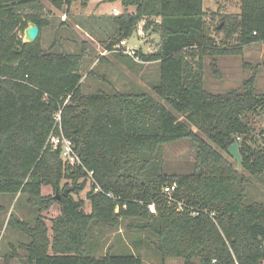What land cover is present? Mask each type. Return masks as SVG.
<instances>
[{
  "label": "trees",
  "instance_id": "obj_1",
  "mask_svg": "<svg viewBox=\"0 0 264 264\" xmlns=\"http://www.w3.org/2000/svg\"><path fill=\"white\" fill-rule=\"evenodd\" d=\"M50 1L56 8L88 2ZM119 2L123 9L110 17L113 30L105 49L112 51L134 32L158 33L155 51L137 53L143 62L159 63L152 91L177 115L148 93H83V52L58 51L54 42L42 47L39 37L48 21L39 10L21 12L24 6L42 8L39 0H0V238L4 223L28 238L0 254V264L14 259L22 264H142L132 253L95 257L85 252L93 223L115 227L123 219L154 236L162 259L264 264V202L246 203V178L209 143L226 151L238 142L243 171H264V139L260 148L251 146L249 121L250 114L264 113V94L255 86L264 63L226 93L204 87L206 58L212 67L215 57L242 55L247 45L264 42V0H239V12L209 21L203 0ZM29 21L39 34L24 43ZM213 73L220 76L216 67ZM59 108L62 133L83 167L64 163L57 150L45 146ZM181 139L194 147L193 170L169 174L163 169V145ZM87 171H93L91 177ZM166 185L174 186L173 202L162 192ZM43 186L52 194L43 195ZM96 186L113 198L94 191ZM86 188L89 212L79 196ZM5 194H23L35 212L28 211V219L10 213L4 221ZM54 203L59 213L48 227L42 212ZM151 203L154 212L148 209Z\"/></svg>",
  "mask_w": 264,
  "mask_h": 264
},
{
  "label": "rangeland",
  "instance_id": "obj_2",
  "mask_svg": "<svg viewBox=\"0 0 264 264\" xmlns=\"http://www.w3.org/2000/svg\"><path fill=\"white\" fill-rule=\"evenodd\" d=\"M39 4L42 8L24 6L21 8V12L25 15L39 10L48 21V26L42 28L39 37L42 47L47 48L54 42L58 51L79 53L82 46L84 48L80 66L82 75L80 84L83 93L94 94L99 91L109 92L115 89L122 92L148 93L155 96L152 85L159 81L158 62H143L141 59L136 61L128 56H122L118 52L105 49L113 30L110 17L120 13L123 9L119 0H89L85 10L82 9L84 6L80 1L73 2L69 8L65 6L56 8L50 0H39ZM113 8L116 11H112ZM203 9L209 21L213 15L239 12V0H203ZM128 10L132 11L133 8ZM93 12L101 15H95ZM210 23L215 24V20ZM158 39V33L149 29L147 32H142L141 35L134 32L127 39V44L133 46L136 51L150 53L157 49ZM210 62V58H206L204 62V87L214 94L226 93L239 87L242 81L253 72L254 65L264 63V42L247 45L244 47L242 55L215 57L213 60L215 66L210 67ZM244 63H249L251 67H244ZM214 67L220 71L219 77L213 73ZM255 86L257 93L264 94V65L258 71ZM156 98L177 115L162 99ZM179 119L184 120L182 116H179ZM249 121L253 128L252 137L254 140L251 146L260 148L264 139V113L250 114ZM209 143L236 167V161L226 151L216 147L212 142ZM194 161V147L187 139L163 145L162 162L165 172L188 174L193 170ZM240 172L246 178V203L264 202V171L260 174H250L241 169ZM87 190V188L84 189L79 196L85 200L84 210L89 212L90 205L85 199ZM41 192L43 195L52 194L49 186H43ZM2 202L6 207V212L3 215L4 221L7 220L10 213L19 218L28 219V211L35 212L34 208L27 204L23 194L16 196L5 194L2 196ZM58 213L59 206L56 203L47 211L42 212L48 227L51 225V219ZM21 240L27 241L28 238L23 234L11 231L5 227L4 223L0 238L1 256L9 253L11 246L17 247ZM153 240L154 236L150 232L130 227L129 219L121 220L115 227L93 223L85 252L95 257L102 256L106 252L112 254L132 253L141 258L142 264H184V260L179 257L162 259L154 248ZM19 254L23 258V253L19 252ZM192 263L198 264V260L193 259ZM12 264L22 263L18 259H14Z\"/></svg>",
  "mask_w": 264,
  "mask_h": 264
},
{
  "label": "built area",
  "instance_id": "obj_3",
  "mask_svg": "<svg viewBox=\"0 0 264 264\" xmlns=\"http://www.w3.org/2000/svg\"><path fill=\"white\" fill-rule=\"evenodd\" d=\"M116 11L115 9H113ZM127 39L121 40L119 43L114 45L113 50L115 52L121 53L122 55L128 56L136 61H139L140 57L138 56V53L136 49H134L133 46L127 44ZM2 78L0 74V79ZM61 113L62 108H59L53 115V126L50 130V133L48 134L45 142V146L50 147L52 150H57L59 152V157L62 159V161L68 165H79L82 166V163L80 161V158L76 154L73 148L72 141L64 136L61 129ZM88 175L91 177L93 171H87ZM174 189V186L166 185L162 188L163 194L166 196L169 202H173L171 198V193ZM94 191H100L102 192L106 197L113 198V194L110 192H104L102 191L98 186L94 188ZM178 207L181 205L180 203H177ZM148 209L150 212H154V205L151 203L148 205Z\"/></svg>",
  "mask_w": 264,
  "mask_h": 264
},
{
  "label": "water",
  "instance_id": "obj_4",
  "mask_svg": "<svg viewBox=\"0 0 264 264\" xmlns=\"http://www.w3.org/2000/svg\"><path fill=\"white\" fill-rule=\"evenodd\" d=\"M218 27H220V25H218ZM38 34H39V27L37 26V24L29 21L27 26L23 30L22 41L24 43H32L37 39ZM239 147H240L239 143L235 141L234 143L229 145L226 149L227 153L232 157L234 161H236L237 165L235 167V171L237 172H239L242 169V156L239 152ZM67 192H68L67 190H64V195H66ZM55 198L56 199L60 198V194L58 192H56Z\"/></svg>",
  "mask_w": 264,
  "mask_h": 264
},
{
  "label": "crops",
  "instance_id": "obj_5",
  "mask_svg": "<svg viewBox=\"0 0 264 264\" xmlns=\"http://www.w3.org/2000/svg\"><path fill=\"white\" fill-rule=\"evenodd\" d=\"M89 1V0H88ZM87 5H88V2H87V4H86V6H84V8H82V9H86V7H87ZM113 9H115V8H113ZM113 9H112V11H113ZM116 10V9H115ZM95 12V11H94ZM93 12V13H94ZM95 14V13H94ZM93 15V14H92ZM95 15H98V16H100L101 14H95ZM113 28V27H112ZM83 53H84V48H83V46H82V48L80 49ZM220 72V71H219Z\"/></svg>",
  "mask_w": 264,
  "mask_h": 264
}]
</instances>
